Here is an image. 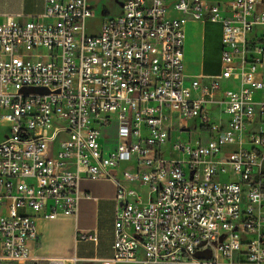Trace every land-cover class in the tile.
Wrapping results in <instances>:
<instances>
[{"label":"built area","instance_id":"built-area-1","mask_svg":"<svg viewBox=\"0 0 264 264\" xmlns=\"http://www.w3.org/2000/svg\"><path fill=\"white\" fill-rule=\"evenodd\" d=\"M43 14L0 22V261L66 264L34 219L76 216L85 177L115 185L100 264H264V0H122L95 33L88 0ZM190 19L221 23L219 73L185 74Z\"/></svg>","mask_w":264,"mask_h":264},{"label":"crops","instance_id":"crops-1","mask_svg":"<svg viewBox=\"0 0 264 264\" xmlns=\"http://www.w3.org/2000/svg\"><path fill=\"white\" fill-rule=\"evenodd\" d=\"M205 1L220 3L224 0ZM88 3L90 7L97 5L93 4L92 0H88ZM44 4L45 0H0V22L13 20L23 23L36 17L48 21L49 18L43 14ZM170 14L178 15L174 11ZM99 29L100 26L97 32ZM259 30V26L254 28L256 32ZM221 39L220 22L190 19L186 23L184 71L188 77L219 73L212 69L211 62L221 53ZM79 188L89 193V197L79 200L76 216L60 214L54 219L35 217L38 239L29 243L33 255L67 258L66 264H100L112 258L116 211L115 185L108 179L92 180L82 177ZM81 233L94 234L96 239L82 240L79 238ZM115 264L143 263L140 257L137 262Z\"/></svg>","mask_w":264,"mask_h":264},{"label":"rangeland","instance_id":"rangeland-1","mask_svg":"<svg viewBox=\"0 0 264 264\" xmlns=\"http://www.w3.org/2000/svg\"><path fill=\"white\" fill-rule=\"evenodd\" d=\"M121 1L122 0H92L93 4H97V5L91 6L93 14L91 18L87 21L86 28L88 33L97 32L99 26L101 25L100 23H102L104 18L117 15L120 11ZM211 66L213 70H217V71L221 70V53L218 57H215L212 60ZM225 85L227 84L224 82L223 86L225 87ZM231 87L232 84L231 82H229V85H227V87L225 88H231ZM189 124L190 123H188V126H191ZM174 136L176 135L174 134ZM197 136H198L197 130L191 128L189 132L182 131L179 135V139L183 141L185 139H188L189 137L191 143H193L196 140ZM202 138L204 139L205 136H202ZM166 156L168 155L166 154ZM145 188H146L145 186L141 187V189H145ZM0 264H18V263L9 262V261H0Z\"/></svg>","mask_w":264,"mask_h":264},{"label":"water","instance_id":"water-1","mask_svg":"<svg viewBox=\"0 0 264 264\" xmlns=\"http://www.w3.org/2000/svg\"><path fill=\"white\" fill-rule=\"evenodd\" d=\"M199 255H201V254H199Z\"/></svg>","mask_w":264,"mask_h":264}]
</instances>
